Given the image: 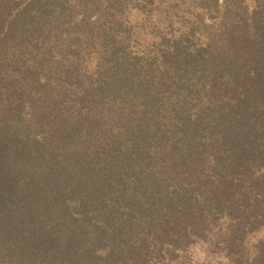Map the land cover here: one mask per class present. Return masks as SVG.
<instances>
[{"label":"trees","instance_id":"1","mask_svg":"<svg viewBox=\"0 0 264 264\" xmlns=\"http://www.w3.org/2000/svg\"><path fill=\"white\" fill-rule=\"evenodd\" d=\"M0 264H264V0H0Z\"/></svg>","mask_w":264,"mask_h":264},{"label":"rangeland","instance_id":"2","mask_svg":"<svg viewBox=\"0 0 264 264\" xmlns=\"http://www.w3.org/2000/svg\"><path fill=\"white\" fill-rule=\"evenodd\" d=\"M191 252H192L191 253L192 254V258H194L195 260H199L200 262L203 261V259L207 258V255L200 248L199 244L196 245V246H193L191 248Z\"/></svg>","mask_w":264,"mask_h":264}]
</instances>
